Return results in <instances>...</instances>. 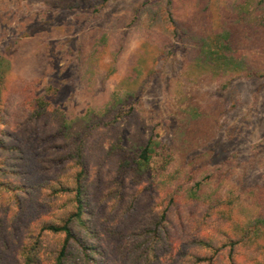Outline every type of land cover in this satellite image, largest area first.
Returning a JSON list of instances; mask_svg holds the SVG:
<instances>
[{
  "label": "rangeland",
  "instance_id": "obj_1",
  "mask_svg": "<svg viewBox=\"0 0 264 264\" xmlns=\"http://www.w3.org/2000/svg\"><path fill=\"white\" fill-rule=\"evenodd\" d=\"M257 1L0 0V53L13 63L0 108V183L11 188L0 186V264H56L64 233L41 224L76 209L78 183L64 264H264L262 240L230 242L264 218ZM226 30L246 69L214 70L193 48Z\"/></svg>",
  "mask_w": 264,
  "mask_h": 264
},
{
  "label": "trees",
  "instance_id": "obj_2",
  "mask_svg": "<svg viewBox=\"0 0 264 264\" xmlns=\"http://www.w3.org/2000/svg\"><path fill=\"white\" fill-rule=\"evenodd\" d=\"M94 1L100 3L106 2L107 0ZM263 3L264 0L261 2L257 1L258 7H263ZM66 4L69 5V3ZM260 23L264 27V15H261ZM192 38L193 37H191V40H193ZM192 46L197 52H202L203 56L201 57V60L204 62L205 65L209 66L214 70L230 72L247 68L243 57L239 56V54L237 53L236 38L232 35L231 31L229 30L219 33L218 35L212 38H198L197 43L193 40ZM12 64V60L9 56H7V54L5 55L3 53H0V108L3 101L1 95L4 88L5 74L12 67ZM33 99L35 100V102H39L40 104H43L46 101L41 95L35 96L33 97ZM155 142L156 141L154 140V138L150 136L141 146L136 162V166L138 168L136 171L137 174H142L144 172L143 168L149 161L150 154L153 151V145ZM197 185L198 183L195 184V188L193 189L194 191L197 190ZM0 186L6 189H11L6 183H0ZM20 188V185H15L14 187V189ZM64 190L67 192L73 191L71 188H65ZM74 190H76L74 195L76 209L74 211L72 210L66 213L62 217V222L59 224H56L54 222H42L41 224L42 227L40 231L42 232L49 231L57 233L59 231L64 233V238L57 254L56 264H64V260L67 256L68 247L70 243H72L76 239L75 231L72 227V224L74 220L80 219L82 214L83 200L82 198H80L81 184L78 183ZM165 216L166 211L163 212L161 218H165ZM233 224H235V222H233ZM259 232H261L260 235ZM259 240H262L261 243L264 245V218L252 217V219H249L245 223L239 238L230 242H233L232 246H234L235 244L241 242H244L245 244H252L254 242H258ZM202 241V239L196 240V242L198 243H202ZM201 259V256H197L195 257V262H199L201 261ZM25 264H30L29 257H26Z\"/></svg>",
  "mask_w": 264,
  "mask_h": 264
}]
</instances>
